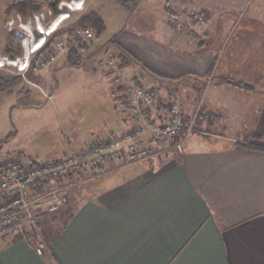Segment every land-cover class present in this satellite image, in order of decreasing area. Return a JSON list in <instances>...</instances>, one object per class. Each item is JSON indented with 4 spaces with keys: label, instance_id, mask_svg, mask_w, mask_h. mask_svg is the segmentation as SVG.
<instances>
[{
    "label": "crops",
    "instance_id": "crops-1",
    "mask_svg": "<svg viewBox=\"0 0 264 264\" xmlns=\"http://www.w3.org/2000/svg\"><path fill=\"white\" fill-rule=\"evenodd\" d=\"M170 1L159 5L166 23L159 38L122 29L108 40L138 58L123 73L159 88L150 107L157 120L174 94L186 115L200 106L193 132L169 142L147 128L143 146H178L84 173L95 187L85 194L73 192L82 184L68 188L61 226L44 227L50 250L38 254L27 228L0 239V264H264V7L250 9L252 0ZM137 5L132 0L130 8ZM173 11L210 14L206 40L175 29L167 18ZM138 39L146 45L137 46ZM110 95L107 129L93 128L98 133L90 137L77 132L70 150L131 128L128 109ZM50 152L46 161L60 158L49 159Z\"/></svg>",
    "mask_w": 264,
    "mask_h": 264
},
{
    "label": "rangeland",
    "instance_id": "rangeland-1",
    "mask_svg": "<svg viewBox=\"0 0 264 264\" xmlns=\"http://www.w3.org/2000/svg\"><path fill=\"white\" fill-rule=\"evenodd\" d=\"M18 1L22 0H0V58L3 56L16 58L41 36L46 35L49 38L58 30L61 32L53 43L61 41L63 49L55 59L40 63L37 69L28 74H26L28 70L22 72L26 74L23 80L0 91V162L7 163L12 160L30 162L36 158L45 160L50 151L49 159L62 158L85 146L77 145L78 147L70 150L68 143L75 138L77 132L90 137L92 132L98 133L94 129L103 126L107 129L104 123L105 116L107 114L109 116L111 108H114L110 87L124 82L128 77L116 66L118 60L115 55L119 50L115 42L108 39L122 29L159 38L158 33L166 23L160 19L158 9L166 0H137L138 5L132 9L130 8L132 0H59L57 13L51 6L55 0H33L39 5V9L26 14L9 8ZM81 4V8H75ZM70 6H73V9ZM249 7L250 9L260 7L262 11L263 0H252ZM92 9L103 16L106 21L105 30L98 35L93 28H89L93 35L88 41L82 39L76 30L68 34L66 29L72 25L76 26V29L80 16ZM61 13L68 16L65 15L57 30L50 34L45 33L54 21L59 20ZM231 15L232 19L242 18L240 14ZM206 16L207 22H195L190 29L186 28L183 31L189 33L196 31L198 39L201 42L205 41L208 35L206 24L211 21L210 14L207 13ZM193 18L195 19V16ZM199 24H202L201 29L195 28ZM135 44L145 46L146 42L138 39ZM221 44L222 42L219 46ZM73 45L79 57L77 60L79 63L76 64L67 58L68 51ZM17 51L20 53L13 57L12 54ZM1 70L12 75L20 73L16 66L11 64L0 67ZM117 77L119 78L116 79ZM207 80V78L199 80L200 86H204L202 84ZM155 84H159L157 80ZM28 102L41 104L29 107L18 105ZM199 107L198 105L195 111L198 112ZM90 142L91 140L86 145ZM86 183L73 192L85 194L95 187L92 182ZM67 204L58 213H45L41 220L38 219L40 232L47 244L45 224H49L54 232L57 231L62 224L61 212ZM30 237H33V234L30 233ZM34 239L31 241L36 245L38 240Z\"/></svg>",
    "mask_w": 264,
    "mask_h": 264
},
{
    "label": "built area",
    "instance_id": "built-area-1",
    "mask_svg": "<svg viewBox=\"0 0 264 264\" xmlns=\"http://www.w3.org/2000/svg\"><path fill=\"white\" fill-rule=\"evenodd\" d=\"M81 7L82 4L75 8ZM70 8L73 9V6ZM206 14L207 12L195 14V20L182 12L173 11L167 18L175 29L183 31L186 28L190 29L195 22H207ZM60 15L62 16L59 17L60 21H54V23L58 22L57 26L64 20L66 14ZM53 24L45 33L50 34L56 30H53ZM77 33L85 41L93 35L89 28L78 29ZM47 39L46 35L41 36L28 50L26 49L16 58L3 56L0 58V67L11 64L16 66L17 71L26 72L31 66L33 54L44 46ZM39 43L42 45L38 47ZM53 44L45 59L39 60V65L55 59L59 51L63 49L61 41ZM124 83L126 88L122 103L128 109L133 121L129 130L112 131L105 137L93 139L88 145L56 161L38 159L34 162L19 160L0 162V239L29 228L31 235L33 234L31 239L38 240L35 245L37 253L43 255L50 248L40 232L39 215L42 212L58 213L68 202V188L83 184L87 178L92 177L89 175L84 178L82 177L84 173L102 168L109 160L122 159L125 163H131L159 155L167 151L169 147L173 149L178 146L177 143L174 145L169 143V147L165 146L156 150L143 146L142 134L147 128L152 136L169 142L181 136L187 137L193 132L197 111L186 115L176 94L167 102L165 118L159 121L150 111V107L155 104L159 95V88L155 85H145L141 77L136 74L126 77ZM69 178L74 180H67Z\"/></svg>",
    "mask_w": 264,
    "mask_h": 264
},
{
    "label": "trees",
    "instance_id": "trees-1",
    "mask_svg": "<svg viewBox=\"0 0 264 264\" xmlns=\"http://www.w3.org/2000/svg\"><path fill=\"white\" fill-rule=\"evenodd\" d=\"M58 1L59 0H55V2H53L51 5L56 13L58 12V7H57ZM9 8L10 9H17L18 11L22 12L23 14H26L30 11L39 9V5L34 3L33 0H22V1L15 2ZM76 25H78V27L76 29H75L76 26H73V25L69 26L66 29L68 31V34H72V32H74V30L77 31L78 29L93 28V30H95V33L97 32V34L100 35L106 28V22H105L103 16L95 9L84 12L80 16L79 22ZM60 32L61 31H59V30L55 31L52 34V36H50L47 39L44 46L41 49H39L35 54H33L31 66L28 69V71L26 72V74L30 73V71L37 69V67L39 66V64H38L39 60L45 59L46 54L51 50V44L53 43L55 37L60 34ZM68 40H70L69 37H68ZM110 42H114L113 39H110ZM82 46L84 47L85 45H82ZM118 50L119 51L115 56L118 60L116 66L120 70L137 63L138 58L134 54H132L130 51H128L127 49H124L123 47H119ZM19 53H20V51H17L15 53H13L12 56L14 57V56L18 55ZM67 56H68L67 57L68 60L71 63H74V64L79 63V61H77L79 59V57L77 55V49L74 47V45L69 49ZM26 74L20 72L17 75H12V74L6 73V72L1 70L0 71V91L5 89V88H10V87L14 86L17 82H20L21 80H23V78ZM155 76L156 75H154V77ZM236 83H238L241 86H245L247 88L252 87V86H250L246 83H243V82H236ZM112 87L113 88L111 89L110 93L113 95L114 99H116V100L119 99L122 102L124 97H125V88H126L125 83L124 82L116 83V84H113ZM40 104L41 103L28 102V103H19L18 105L29 107V106H35V105H40ZM125 109H127V108H125ZM127 112H129V111L127 110ZM36 160H38V159L36 158L35 160L30 161V162H34Z\"/></svg>",
    "mask_w": 264,
    "mask_h": 264
},
{
    "label": "bare ground",
    "instance_id": "bare-ground-1",
    "mask_svg": "<svg viewBox=\"0 0 264 264\" xmlns=\"http://www.w3.org/2000/svg\"><path fill=\"white\" fill-rule=\"evenodd\" d=\"M64 17H66V16H64ZM64 19H65V18H64ZM57 25H58V22L54 23V24H53V28L56 29ZM41 45H42V43H39V44H38V47L41 46Z\"/></svg>",
    "mask_w": 264,
    "mask_h": 264
}]
</instances>
